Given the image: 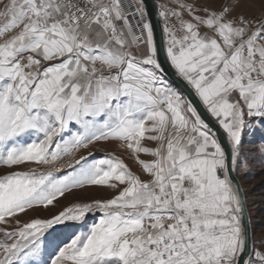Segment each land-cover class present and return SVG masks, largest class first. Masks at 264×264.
Masks as SVG:
<instances>
[{"label": "snow or ice", "instance_id": "1", "mask_svg": "<svg viewBox=\"0 0 264 264\" xmlns=\"http://www.w3.org/2000/svg\"><path fill=\"white\" fill-rule=\"evenodd\" d=\"M171 3L165 60L219 131L165 80L143 0H0V264H264L232 175L264 130V0ZM90 187L112 195L60 207Z\"/></svg>", "mask_w": 264, "mask_h": 264}, {"label": "rangeland", "instance_id": "2", "mask_svg": "<svg viewBox=\"0 0 264 264\" xmlns=\"http://www.w3.org/2000/svg\"><path fill=\"white\" fill-rule=\"evenodd\" d=\"M156 2L158 3V7L161 4L167 5L168 7H176L171 3V0H156ZM198 2L201 7L218 9L224 0H198ZM262 134H264V130L256 126L254 135L244 137L243 152L247 157V162L246 167L242 168L241 172L237 174L245 190L246 207L252 225L253 245L257 249L264 248V243H262L264 241V154L258 150ZM84 154L86 155L87 153ZM107 154H114L123 159L133 172L139 174V168L131 157L126 152L118 149L116 145L101 144L97 146V150L95 151L96 157L100 158ZM142 158L146 159V157ZM5 171L7 170H0V174H3ZM111 195L112 193L105 188L90 187L85 190H78L72 194H67L66 197L61 198L60 207L62 208L78 200L109 198ZM57 210H30L26 214H21L19 218L25 221L34 216L46 218L50 217ZM89 219H91V216Z\"/></svg>", "mask_w": 264, "mask_h": 264}, {"label": "water", "instance_id": "3", "mask_svg": "<svg viewBox=\"0 0 264 264\" xmlns=\"http://www.w3.org/2000/svg\"><path fill=\"white\" fill-rule=\"evenodd\" d=\"M143 3L145 5V10L148 13V19L154 26V39L157 43L158 48L160 49L159 52V60L162 64V66L165 69L164 77L165 79L176 89L181 90L183 94L190 100L193 101L194 105L197 107L202 119H204L209 125L218 130V126L216 125L214 119L210 117V115L206 112V110L200 105L198 99L191 93V91L187 88V86L175 75V72L169 64L165 60V53L163 51L164 44H163V22L162 19L159 17V7L156 0H143ZM221 139H223L221 135ZM234 180L237 181L240 185L241 192L243 195V199L245 201L246 205V199H245V190L235 172L232 173ZM245 223L248 226L249 229V235H250V247L253 245V232H252V225L250 221V217L247 211L245 212Z\"/></svg>", "mask_w": 264, "mask_h": 264}, {"label": "built area", "instance_id": "4", "mask_svg": "<svg viewBox=\"0 0 264 264\" xmlns=\"http://www.w3.org/2000/svg\"><path fill=\"white\" fill-rule=\"evenodd\" d=\"M131 10H133V11H134V8H133V9H131Z\"/></svg>", "mask_w": 264, "mask_h": 264}]
</instances>
